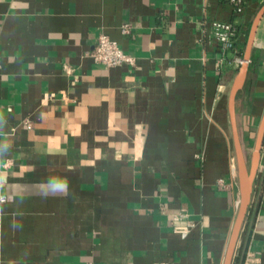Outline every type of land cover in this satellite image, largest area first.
<instances>
[{
    "label": "crops",
    "instance_id": "crops-1",
    "mask_svg": "<svg viewBox=\"0 0 264 264\" xmlns=\"http://www.w3.org/2000/svg\"><path fill=\"white\" fill-rule=\"evenodd\" d=\"M244 2L235 15L223 0H0V264L223 263L237 69L218 66L209 22L236 23L244 52L264 0ZM100 33L135 65L96 63ZM262 112L264 17L236 96L246 155ZM178 211L196 222L186 237ZM247 252L264 264V146L232 264Z\"/></svg>",
    "mask_w": 264,
    "mask_h": 264
},
{
    "label": "water",
    "instance_id": "water-1",
    "mask_svg": "<svg viewBox=\"0 0 264 264\" xmlns=\"http://www.w3.org/2000/svg\"><path fill=\"white\" fill-rule=\"evenodd\" d=\"M262 17H264V4L259 7L251 22L243 52L244 62L238 68L233 78L227 101V108L232 130V139L236 156L239 201L222 264H232L239 234L251 202L253 184L255 182L260 162L262 146H264V112H262L257 126L253 148L249 155V160L247 159L243 144L239 136L236 118V96L237 93L243 88L247 78L251 49L253 46L257 27Z\"/></svg>",
    "mask_w": 264,
    "mask_h": 264
},
{
    "label": "built area",
    "instance_id": "built-area-1",
    "mask_svg": "<svg viewBox=\"0 0 264 264\" xmlns=\"http://www.w3.org/2000/svg\"><path fill=\"white\" fill-rule=\"evenodd\" d=\"M232 5L235 15H240L244 11V0H223ZM213 41L215 42L219 56L217 64L220 68L233 67L238 68L243 64V54L237 45L239 28L234 22L223 21L213 19L209 22ZM131 30V24L125 22L121 25L122 33H129ZM91 58L99 64H103L108 67L119 66L122 64L135 65L134 56L125 53L117 44V42L111 39L105 33H100L97 36L96 44L90 51ZM30 126V123H27ZM219 184H223L222 180H218ZM5 198L6 195L0 194ZM184 221V223H179ZM170 224L173 232L180 234L182 237H186L192 228L196 226V222L188 217V213L184 211H178L171 215ZM256 260L253 252H247L242 264H253ZM157 264H168L166 261H160Z\"/></svg>",
    "mask_w": 264,
    "mask_h": 264
},
{
    "label": "clouds",
    "instance_id": "clouds-1",
    "mask_svg": "<svg viewBox=\"0 0 264 264\" xmlns=\"http://www.w3.org/2000/svg\"><path fill=\"white\" fill-rule=\"evenodd\" d=\"M2 184H3V177L0 176V186H2ZM67 187H68L67 186V183L65 182V183H62V184L53 186L51 188V190L53 192H59V193H63V194L66 195L67 194ZM4 200H5V198L3 196H0V204H3L4 203Z\"/></svg>",
    "mask_w": 264,
    "mask_h": 264
},
{
    "label": "rangeland",
    "instance_id": "rangeland-1",
    "mask_svg": "<svg viewBox=\"0 0 264 264\" xmlns=\"http://www.w3.org/2000/svg\"><path fill=\"white\" fill-rule=\"evenodd\" d=\"M249 155H250V154H247V155H246L248 160H249Z\"/></svg>",
    "mask_w": 264,
    "mask_h": 264
},
{
    "label": "trees",
    "instance_id": "trees-1",
    "mask_svg": "<svg viewBox=\"0 0 264 264\" xmlns=\"http://www.w3.org/2000/svg\"><path fill=\"white\" fill-rule=\"evenodd\" d=\"M239 48H240V47H239ZM240 51H241V53H243V48H242V49L240 48Z\"/></svg>",
    "mask_w": 264,
    "mask_h": 264
}]
</instances>
